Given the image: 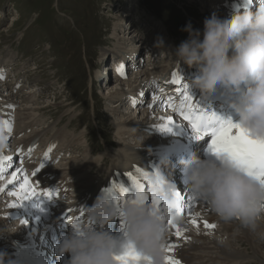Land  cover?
<instances>
[{
	"label": "bare ground",
	"instance_id": "6f19581e",
	"mask_svg": "<svg viewBox=\"0 0 264 264\" xmlns=\"http://www.w3.org/2000/svg\"><path fill=\"white\" fill-rule=\"evenodd\" d=\"M193 1L202 5L204 9L202 15H204L209 11L208 7H215V3L219 0ZM223 1H225L224 7L222 6L220 12L215 11L214 15L218 19L224 20L228 18V12L226 10L230 6V1L233 3L240 1L245 2V0ZM247 6L249 13H251V5ZM117 13L118 14L110 18V26L112 28L110 31L111 46L108 48L105 46L103 47L105 42H107L105 41V38L104 40H99L95 47L93 45L96 52L95 54L99 60L97 65L99 62H102V64H105L103 67H105L106 61L109 57L114 58V56H119L122 58L124 55L128 54L129 58H133L134 53H138V55H140L139 58L144 56L148 57V55L152 56L150 62L152 66H154L153 68H149L145 65L144 69L135 72L132 75L133 78L130 79H113L109 86H106L105 84L110 80L107 78V73H104V79H98L99 83L102 84V86L105 85V90H107L103 100L107 101V112L113 120V130L116 131L118 139V142L112 143V146L115 147L119 153L117 155L114 154L113 157L107 156L101 157L100 159H93L90 158L91 152H89V156L87 154L85 156L80 154L77 147L71 145V143L68 142L69 138L66 139L64 135L63 140L60 141L58 145V149L64 150L65 153L69 152L72 156L69 158L70 161H67L66 163L61 162L54 170L48 168L45 170L52 174H59L61 176L60 183H64L67 179L70 180V178H74V184L70 185L76 192L78 191L79 197H81L83 203L86 204L90 202V198L86 195L88 193L93 194L98 190L102 183H108V185L113 183H128L127 177L124 174L132 171L134 166L143 172H147L149 177L152 175L151 169L158 170L160 174L164 176L166 166L159 162L165 159L169 160L171 152H174L183 146L181 145V142L174 140L173 138L168 141L164 140L163 135L166 131L158 130L155 127L156 125L163 123L162 118L171 117L173 124L171 129L177 128V122L174 115L171 114V111L169 112L167 110L168 103L165 101L166 98L157 93L154 89V81L158 76L169 75L172 71H174L177 76L179 75L181 66L175 61V52L172 54V51L170 50L171 46L175 47L177 39L173 38V34L170 33L168 28L166 30L167 25H163L161 22L162 25L158 23H150V26L146 29V31L150 29L149 32H147V36L141 35L138 33V25L134 23V21H130V23H128L130 25L124 24V20L131 17L129 12L119 9ZM12 20L11 28H13L17 24L15 22L18 21L15 16H13ZM153 25L155 26V29L151 30ZM202 26L203 24L201 23L198 25H192L194 31L197 30L200 32L201 39L203 34ZM7 32H9L7 29L1 31L0 39L5 37L3 34ZM170 54L172 55L170 56ZM129 58H127V61L125 59V64L123 62L124 60H122L121 65L124 64L125 67V65L129 63ZM160 58L164 59L163 62L165 64L157 63V60ZM15 62H17V54L11 50L8 52V55L4 53V55L0 57V76L3 77L2 80L4 81H0V121L10 120V123L13 122L18 135L11 134L7 137L9 139H15L18 147H26L32 141L43 138L48 131L50 132L49 129L54 128L55 126L51 125L48 126L47 129L42 130L41 128L39 130V127L43 125V123L42 121H37L38 119L36 120V117L37 115L42 114L47 108H45V105H43L44 107H41L42 104L36 102L40 97H38V99L34 97L35 92H40V90H36L35 87L41 88V86L37 84V79L32 77L33 79L28 81L29 87H25L29 88L30 91L22 96H20V94L23 90H26L23 86V84H25L24 81L22 83L19 82L18 84H14L5 80L2 70L5 69V71H9ZM151 64L149 66H151ZM128 65L132 66L131 64ZM96 71L97 70H95V73ZM91 72L93 74L90 76L92 77L90 78L91 84H93L92 81L97 83V73L95 74L93 71H90V73ZM196 75H198V72L194 71L192 77L189 78L185 75L180 80L185 84V82L194 80ZM28 76L30 75L28 74ZM58 83L59 82H57V84ZM80 84L82 85L83 83ZM65 89H67V87H65ZM47 90V88H44L42 91H44L45 94ZM169 92H167L166 95L169 94ZM150 93H155L154 99L150 98L147 102L145 99H137L140 96H148ZM132 101H135V107H132L134 106ZM75 106L76 103H65V111L75 110L76 112ZM138 106L142 107L134 111V108H137ZM122 109H125V111H122ZM68 127L69 129L72 127L74 128L72 124ZM59 133L60 129L54 135V138L59 137ZM88 137L85 135V141H87V144L90 142ZM195 140L197 141V139ZM62 144L68 146L64 147ZM88 148H90L89 151H97L100 149V147L95 146L94 144L91 146L88 144ZM4 154H6L4 151L0 152V156H6ZM20 157L21 156H19V158ZM8 164L12 163L4 162V166ZM20 169L23 171L19 172ZM16 171L19 172L20 176H25L23 167L19 166ZM176 173L177 174L174 175V181L177 182L179 186L188 188V183H186L185 186L182 184L183 180L180 177V172ZM48 177L51 178L49 175ZM9 179H11V176L8 178L4 177L0 183V188L4 189L3 192H0V230H6L0 232V251L6 253L8 259H15L17 264H41V262L44 264L47 260H51L54 264H58V260L53 256L56 248L52 250L50 244V237L52 236L50 234L56 229L54 222L60 215H51L50 217H46V220L41 216L35 215L36 212L40 210L48 213L47 206H44L41 201H36L35 198L21 203L17 196L9 195V192H19V179L14 181L12 185H8L6 188L4 187ZM45 182L49 181L44 179V182L42 183ZM51 182L53 184H58V181L54 179ZM186 193V197L194 203L192 212L189 214L188 218H184L179 223L175 224L181 230L183 229V238L173 235L175 229L171 228L166 234L165 245L171 243L175 246L170 252L166 253L164 251V256L168 255L170 258L178 260L179 264H264V242L258 240L255 235L246 229L240 228L236 222L229 224L219 223L210 209L193 200L190 194L188 192ZM13 203L19 204V206L15 208L10 207ZM60 207L62 208L64 206L61 205ZM77 207L81 208L82 203L78 202L76 208ZM18 213L21 214V219H17V216L19 215ZM189 220H195L196 226L193 227V225L188 222ZM21 221H24V223H21ZM201 221L214 223L216 227L220 224L221 229L218 232H215L216 227L208 230L203 226ZM261 228H264V221L261 222ZM41 229H43V231H40ZM237 230H240L239 235H230L231 232ZM39 232H41L40 236ZM9 233L12 234L10 235ZM216 236L223 237L225 243L223 245L218 244L215 239ZM14 239L18 242L15 241L12 243V240ZM38 242L41 245V248H43L37 250L45 251L46 256L44 253H42L44 256L39 255V253L34 250V246H36ZM239 243L243 244L238 245ZM54 244L56 247L57 243ZM243 247H249L247 250L250 251L252 255H247L245 251L242 250ZM50 255L51 258H49ZM164 256L163 264H165ZM253 260H255V262H253Z\"/></svg>",
	"mask_w": 264,
	"mask_h": 264
},
{
	"label": "clouds",
	"instance_id": "9594fccd",
	"mask_svg": "<svg viewBox=\"0 0 264 264\" xmlns=\"http://www.w3.org/2000/svg\"><path fill=\"white\" fill-rule=\"evenodd\" d=\"M185 30L189 35L175 50L176 63L195 66L198 75L192 84L201 96L220 92L229 97L239 127L253 139L264 140V6L231 21L215 15L206 18L202 39L190 26ZM7 136L0 128V152L9 148ZM159 163L167 166L169 161ZM183 164L187 192L193 200L210 209L219 223L236 222L264 242V183L225 156L208 161L189 158ZM151 179L161 182L162 199L172 198L176 191L173 183L158 170ZM82 215L84 223L56 245L58 256L69 255L68 264H116L114 256L129 243L141 257L139 264H163L166 221L176 219L165 209L125 201L118 214L109 198L101 194L83 208ZM114 218L123 220V242L106 227ZM215 239L218 244L225 243L221 236ZM0 264L17 261L0 251Z\"/></svg>",
	"mask_w": 264,
	"mask_h": 264
},
{
	"label": "rangeland",
	"instance_id": "374dc122",
	"mask_svg": "<svg viewBox=\"0 0 264 264\" xmlns=\"http://www.w3.org/2000/svg\"><path fill=\"white\" fill-rule=\"evenodd\" d=\"M119 9L131 15L130 20H124V24L130 25L128 23L134 21L141 35L147 36L150 29L147 31L146 29L150 23L166 24V30L168 28L173 38L177 39L175 47L170 48L172 54L178 44L188 38L189 33L185 30L188 26L194 31L193 24H203V21L209 18L208 16L214 15V11H211L213 15H209V11L202 15L204 13L202 5L193 0H0V32L5 29L9 31L0 39V57L4 53L8 55L10 50L17 54V63L15 62L16 64L11 68L15 72L19 71L18 76H23L24 88L29 85L30 79L38 80L37 84L41 88L35 87L40 92H35L34 97L37 99L40 97L36 102L42 104L41 107L45 105L47 108L36 117L37 121L43 123L39 130L47 129L52 125L55 127L49 129L50 132L57 133L59 129L60 133L62 129L63 133L68 131L69 135L65 136L66 139L69 138L68 142L77 147L80 154L84 156L86 154L89 156L91 152L90 158L93 159L113 157L114 154L119 153L112 146V143L118 142V139L116 131L113 130V120L107 112V101L103 100L107 90L105 85L102 86V90L97 81V83L92 81L94 85L91 84L90 79L93 75L90 71L95 73V70H97V74L95 73L97 79H100L98 71L101 70L102 62H99L100 66L97 65L99 60L94 47L104 38L107 42L103 47L111 46L110 18L118 14ZM13 16L18 21L15 22V20L17 24L11 28ZM153 26L151 30L155 29ZM132 75L125 79L133 78ZM112 81L113 78H110L105 83L106 86H109ZM44 88L48 89L45 94L42 91ZM29 91L30 89L26 88L20 96ZM148 97L145 99L146 102L150 100ZM67 101L76 103V112L75 110L65 111ZM140 107L142 106L134 108V111ZM71 124L74 128L69 129L68 126ZM50 132L48 131L47 134ZM85 135L89 136V146L94 144L100 149L89 151ZM67 161L70 160L64 159L61 162ZM17 219H21V214L17 216ZM220 226L218 224L215 232L221 229ZM239 231L231 232L230 235L237 236ZM40 234L41 232L39 236ZM15 241L16 239L12 240V243ZM241 244L243 243L238 245ZM42 248L39 242L34 246V250L39 255L44 253L46 256L45 251L37 250ZM247 249L249 247L242 248L247 255L251 256L252 253Z\"/></svg>",
	"mask_w": 264,
	"mask_h": 264
},
{
	"label": "snow or ice",
	"instance_id": "6c2138e0",
	"mask_svg": "<svg viewBox=\"0 0 264 264\" xmlns=\"http://www.w3.org/2000/svg\"><path fill=\"white\" fill-rule=\"evenodd\" d=\"M123 65L117 66V72L123 75ZM172 83H179V77L175 72L172 73ZM3 77L0 76V79ZM180 97H183L180 99ZM180 106L174 107L173 110L188 121L193 133L194 139H200L204 136H210L208 142V151L213 156H225L230 160H233L242 165L247 173L261 183H264V140H257L250 137L244 130H242L237 123H233L231 120H223L213 112H205L196 108L192 103V97L187 93L185 87L184 91L180 93ZM135 106V101H133ZM169 106H172V102H169ZM163 123L156 125L158 130L171 131L172 118L164 117ZM4 127L7 132H11L10 120L4 121ZM48 153H45V159H47ZM12 157L0 156V179H3V173L5 171L4 162H10ZM23 170L20 169L19 172ZM18 171L11 173V179L7 180L5 188L8 185H12L14 181L19 179V192H9V195H15L21 201L30 200L35 198L36 201L52 200L56 195V190L44 189L42 193L37 191L36 186L25 176H20ZM151 173L155 175L156 170L151 169ZM127 177V185L120 183H113L103 192L109 198V201L117 208L119 214V208L123 202L128 201L138 204H147L155 207L157 210L161 208L165 209L169 215H181L182 210L185 207L184 201L189 199L183 196L180 192L174 191L171 199H162V188L160 187V181H154L149 177L147 172L141 171L135 167L132 171L124 174ZM140 178H143L147 183H142ZM4 189L0 188V192ZM43 197V199L41 198ZM19 204H11L10 207L15 208ZM189 223L196 226L195 220H189ZM24 223V221H21ZM203 226L208 229H214L216 225L214 223H208L201 221ZM167 224L171 225L175 231L173 235L183 238L182 230L173 223L172 219L167 220ZM73 228H78V222H73ZM120 227L124 233V223L122 218L120 219ZM210 234V233H209ZM174 244L164 245V251L170 252L174 247ZM114 259L118 264H139L141 257L135 251L133 245L126 244L123 251L114 256ZM147 259V258H144ZM165 264H179L178 260L170 258V256H164Z\"/></svg>",
	"mask_w": 264,
	"mask_h": 264
}]
</instances>
